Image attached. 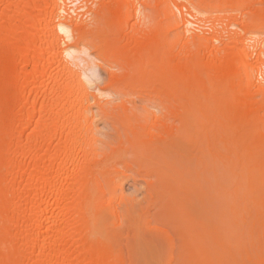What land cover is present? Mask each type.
I'll list each match as a JSON object with an SVG mask.
<instances>
[{"label": "bare ground", "instance_id": "6f19581e", "mask_svg": "<svg viewBox=\"0 0 264 264\" xmlns=\"http://www.w3.org/2000/svg\"><path fill=\"white\" fill-rule=\"evenodd\" d=\"M142 226L264 264V0H0V264H142Z\"/></svg>", "mask_w": 264, "mask_h": 264}, {"label": "rangeland", "instance_id": "374dc122", "mask_svg": "<svg viewBox=\"0 0 264 264\" xmlns=\"http://www.w3.org/2000/svg\"><path fill=\"white\" fill-rule=\"evenodd\" d=\"M84 50H87V49H84ZM82 53H84V54H82ZM79 54H82L80 56L83 57L84 59L86 58L87 60H89L91 62V65H93V69L92 70H94V72H95V75L93 76L94 82L97 85H101V87L106 85V83H108V81H109V78H108L109 76H108V74L103 72L102 69H99V67H97V65L94 66L95 63L99 64V61L97 60V58L95 56L96 54H94L93 52H91L89 50L86 51V52H84V51H81L80 53L78 52V55ZM110 91H112V90H110ZM110 91L107 90L105 92L106 94H108V95H106V96H108L107 98L109 100L110 99L111 100H116V98H117V97H115L116 95L113 92H110ZM139 104H140L141 110L143 111V104L142 103H139ZM100 128L106 134H108V136H112L113 135V130H112V127L110 125L105 126L104 124H101ZM197 151L199 152L198 148H195L194 145H191V146L187 145V155L191 152L188 155L189 157L187 156V163L192 161V163H189V165L192 164V165H190V168L192 167L194 171L196 169L199 174L203 173L201 175H205V174L209 175L210 174L209 172L206 173L204 171V170H206L205 166L203 164H199L198 163L199 158H201V157H198V156L199 155L201 156V154L199 152V154L196 155L198 153ZM172 154H173V152H172ZM173 156H175V154ZM203 171L205 172V174H204ZM129 177L130 176H128V178H127V183H125L124 192L126 193V195L135 196L138 200H142L144 198V196H145V189H144L145 183L141 179H138V183L135 184L133 178H129ZM177 177L178 176H174L172 178L174 182L176 181ZM182 195H185V193H182ZM152 213H155V210H153ZM152 225H153V227L162 226L160 223H158L156 221L153 222ZM143 228L144 227L142 226V244H141V251H142V255H143V256H141V261L143 262L142 264H161L162 263L161 260H163L162 258L163 257L165 258V255H166L165 254V250L163 249V243L151 242L155 237H153V239H152V237L144 235V229ZM163 264H165V262H163Z\"/></svg>", "mask_w": 264, "mask_h": 264}]
</instances>
